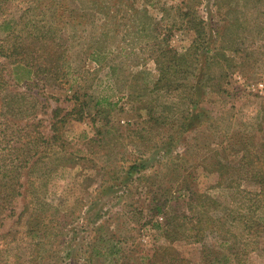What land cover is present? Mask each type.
<instances>
[{"label":"rangeland","instance_id":"374dc122","mask_svg":"<svg viewBox=\"0 0 264 264\" xmlns=\"http://www.w3.org/2000/svg\"><path fill=\"white\" fill-rule=\"evenodd\" d=\"M54 1L13 0L6 18L21 17L31 5L26 20L33 12L42 13V19L54 14ZM124 1L145 5L160 26L180 22L182 27L174 28L171 37L178 49L194 39L183 17L187 0ZM56 2L55 24L66 40L68 68L74 74L70 83L60 88L40 81L28 90L26 69L13 72L8 66L11 88L37 96V118L46 135L51 134L52 108L69 109L75 91L86 101L85 113L83 119L64 124V148L53 145L49 156L23 178L24 193L15 201V213L0 228V264H149L161 245H170L189 264H201L200 243L184 239L169 243L158 226L164 219L150 205L165 199L167 186L169 194H178L177 182L183 175L193 188L214 194L217 155L237 162L246 148H263L264 0H201L198 13L216 32L211 45H222L230 60L222 61L225 68L211 69L215 84L207 89L203 103L207 121L181 134L146 121L145 104L158 100L146 86L157 70L153 60L143 63L147 49L140 25L126 22L121 9L114 29L108 31L102 18L92 23L72 13L70 8L77 4L73 0ZM5 26L0 24V39ZM102 31L109 34L108 52L104 65L95 71L99 65L88 58V48L95 46ZM106 98L112 110H97L96 100L105 105ZM161 138L168 143H160ZM137 160L146 164L129 175V166ZM253 262L264 264V256Z\"/></svg>","mask_w":264,"mask_h":264},{"label":"trees","instance_id":"16d2710c","mask_svg":"<svg viewBox=\"0 0 264 264\" xmlns=\"http://www.w3.org/2000/svg\"><path fill=\"white\" fill-rule=\"evenodd\" d=\"M12 1L0 0V24H6L5 35L0 39V228L5 218L15 213V201L24 193L23 178L38 161L49 156L53 145L64 148V124L69 119H83L86 106V101L75 91L69 109L52 108L51 134L46 135L40 129L41 119L37 118V96L11 88L12 74L8 66L12 71L17 67L26 69L23 79L28 81V90L40 81L66 88L74 75L68 68L66 40L60 36L61 27L55 24L58 0L53 2L54 14L43 13L44 18L39 19L42 13L33 12V18L29 16L27 20L26 14L33 10L31 5L24 8L21 17L6 18ZM73 1L77 4L70 8L72 13L82 19L90 18L92 23L100 17L102 27L108 31L114 29V18L121 9L126 14V22L140 25L146 37L144 49H147L143 63L153 60L157 70L152 84L146 86L148 93H154L158 99L145 104L146 121L154 126H168L179 134L205 124L208 114L203 105L204 94L215 84L211 69L214 65L225 68L222 61L228 62L230 58L222 45H211L216 32L198 13L201 0H187L183 17H187L186 26L194 31L195 37L183 49L171 43L172 31L182 27L180 22L179 26L175 23L160 26L161 21L145 5L138 7L124 0ZM162 10L166 11L164 6ZM108 31H102L100 40L96 39L95 46L88 48V58L99 65L95 71L104 65L102 59L107 57ZM108 65L113 70L116 67ZM104 100L105 105L98 99L95 106L99 111L109 112L112 104L108 98ZM160 143H168L167 138H161ZM262 146L260 150L246 148L237 162L217 155L213 168L214 194L193 188L183 175L177 182L178 194H169L171 186H167L164 200H152L151 210L164 219L158 226L165 239L169 243L179 239L200 243L201 264H254L256 256H264V143ZM145 161L133 162L128 174L141 169ZM28 208L27 203L24 210ZM148 263L189 264V260L178 255L170 245H161Z\"/></svg>","mask_w":264,"mask_h":264},{"label":"built area","instance_id":"2783aa9c","mask_svg":"<svg viewBox=\"0 0 264 264\" xmlns=\"http://www.w3.org/2000/svg\"><path fill=\"white\" fill-rule=\"evenodd\" d=\"M258 85H259L260 87H262V83H259Z\"/></svg>","mask_w":264,"mask_h":264}]
</instances>
